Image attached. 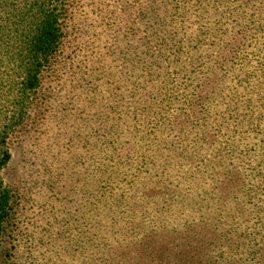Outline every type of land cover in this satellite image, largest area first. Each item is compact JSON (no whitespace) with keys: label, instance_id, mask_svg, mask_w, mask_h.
<instances>
[{"label":"rangeland","instance_id":"1","mask_svg":"<svg viewBox=\"0 0 264 264\" xmlns=\"http://www.w3.org/2000/svg\"><path fill=\"white\" fill-rule=\"evenodd\" d=\"M60 2L0 264H264V0Z\"/></svg>","mask_w":264,"mask_h":264},{"label":"trees","instance_id":"2","mask_svg":"<svg viewBox=\"0 0 264 264\" xmlns=\"http://www.w3.org/2000/svg\"><path fill=\"white\" fill-rule=\"evenodd\" d=\"M60 0H0V68L17 91L10 97L12 115L9 123H0V169L9 160L4 149L5 139L14 125L27 111L28 95L37 81L40 64L52 55L59 45L61 32ZM16 64H15V63ZM0 100V115L3 111ZM9 192L0 178V235L9 215ZM1 243V241H0ZM251 264V262L249 263Z\"/></svg>","mask_w":264,"mask_h":264}]
</instances>
